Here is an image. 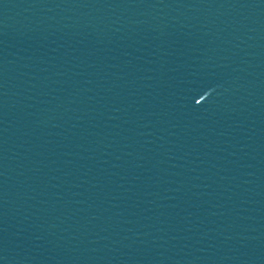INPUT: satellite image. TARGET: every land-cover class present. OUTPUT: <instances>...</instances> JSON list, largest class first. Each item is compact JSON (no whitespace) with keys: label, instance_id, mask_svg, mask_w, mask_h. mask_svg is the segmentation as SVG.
Listing matches in <instances>:
<instances>
[{"label":"water","instance_id":"obj_1","mask_svg":"<svg viewBox=\"0 0 264 264\" xmlns=\"http://www.w3.org/2000/svg\"><path fill=\"white\" fill-rule=\"evenodd\" d=\"M0 264H264V0H0Z\"/></svg>","mask_w":264,"mask_h":264}]
</instances>
